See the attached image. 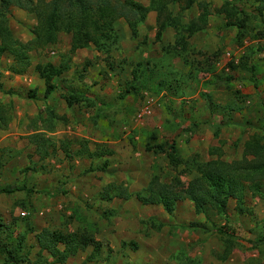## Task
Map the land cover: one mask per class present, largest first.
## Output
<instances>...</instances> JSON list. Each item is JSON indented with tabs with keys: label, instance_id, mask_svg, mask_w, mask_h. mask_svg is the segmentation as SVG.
I'll return each instance as SVG.
<instances>
[{
	"label": "rangeland",
	"instance_id": "374dc122",
	"mask_svg": "<svg viewBox=\"0 0 264 264\" xmlns=\"http://www.w3.org/2000/svg\"><path fill=\"white\" fill-rule=\"evenodd\" d=\"M234 1L245 18L240 35L216 14L224 0H197L210 26L191 35L167 29L157 39L150 12L133 39L118 20L112 69L91 46L72 53L62 33L29 52L22 74L11 72L12 56L0 54V190L31 191L0 193V264L7 257L16 264H264V244L253 246L264 240V184L256 193L244 184V213L234 198L225 214L196 213L188 200L167 212L136 198L153 178L178 179L176 191H184L200 165H230L255 153L252 146L264 149V12L254 0ZM169 8L185 26L200 13L196 4ZM7 19L14 39L33 38L34 15L12 7ZM46 64L65 69L47 98L35 71ZM71 95L79 101L68 105ZM172 143L176 167L168 160ZM43 231L89 243L61 260V244L39 252Z\"/></svg>",
	"mask_w": 264,
	"mask_h": 264
},
{
	"label": "trees",
	"instance_id": "16d2710c",
	"mask_svg": "<svg viewBox=\"0 0 264 264\" xmlns=\"http://www.w3.org/2000/svg\"><path fill=\"white\" fill-rule=\"evenodd\" d=\"M254 1L257 4L258 14L262 15L264 0ZM174 4H178L180 10L183 11L196 4L200 13L194 22L185 26L181 23L178 14H172L169 5ZM236 5L237 2L234 0H224L223 5L216 10V14L222 15L227 25H234L240 35L245 27V18L240 17L241 10ZM12 7L35 17L36 25L32 32L33 38L26 43L14 39L8 28L7 17ZM150 12L156 14L157 39H160L167 29H172L176 33L184 29L188 35L200 32L205 29L207 18L210 16L205 3L197 2V0H149L148 6H143L134 0H36L35 2L33 0H0V54L7 53L12 56L14 65L11 72L17 75L22 74L30 66L29 52L36 48L54 45L57 36L62 33L70 35V51L72 53L91 46L97 52L107 55L105 62L112 69V63L108 62V55L118 38L114 24L118 20H124L130 37L135 39L138 37V27L146 20ZM237 16L240 19L233 23L232 21ZM64 70V68H56L51 64L35 66V71L44 82L45 98L50 96L56 88L53 78L61 76ZM1 89L0 74V92ZM69 100L79 101L74 95L67 99L68 105L71 104ZM0 125L2 128L1 112ZM159 149H163V147L161 146ZM251 149L255 153L245 151L240 162L229 165L211 161L200 165L197 169L198 177L191 180L184 191H176V188L180 186L178 179L165 185L160 183L157 178H153L143 193H136V198L143 205H161L167 212L173 211L177 201L188 200L193 203L196 213H201L206 207H210L218 214H225L227 199L234 198L237 202V211L244 213V208H242L244 184L249 185V189L253 193L259 191L264 184V149L259 145L252 146ZM86 151L88 155L102 156L105 153L99 152L98 154L96 152L98 150L93 153ZM248 157L252 159L249 160ZM258 158L261 162L255 163ZM168 160L173 167H176L177 150L174 143L170 145ZM103 169L99 170L103 171ZM14 192L30 193L31 191L24 186L0 190L1 194ZM121 194V197L126 198L127 194L122 191ZM36 241L39 252L55 249L58 244H61L63 250L55 251L56 256L61 260L76 254L79 250L87 247L89 243L88 238L76 234H50L48 231H43L41 235L36 236ZM261 244H264V240L253 242V246ZM0 253L4 254L6 251L0 248ZM5 263L16 264L17 260L7 257Z\"/></svg>",
	"mask_w": 264,
	"mask_h": 264
},
{
	"label": "crops",
	"instance_id": "0c3cea01",
	"mask_svg": "<svg viewBox=\"0 0 264 264\" xmlns=\"http://www.w3.org/2000/svg\"><path fill=\"white\" fill-rule=\"evenodd\" d=\"M207 24H208V20H207ZM210 26V22H209V24H208V27Z\"/></svg>",
	"mask_w": 264,
	"mask_h": 264
}]
</instances>
